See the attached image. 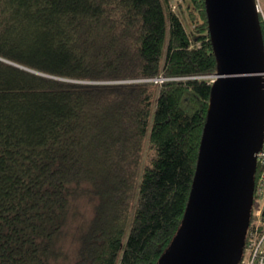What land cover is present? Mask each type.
<instances>
[{
    "label": "trees",
    "instance_id": "trees-1",
    "mask_svg": "<svg viewBox=\"0 0 264 264\" xmlns=\"http://www.w3.org/2000/svg\"><path fill=\"white\" fill-rule=\"evenodd\" d=\"M177 9L0 0V264L158 263L217 69L205 0Z\"/></svg>",
    "mask_w": 264,
    "mask_h": 264
},
{
    "label": "water",
    "instance_id": "water-1",
    "mask_svg": "<svg viewBox=\"0 0 264 264\" xmlns=\"http://www.w3.org/2000/svg\"><path fill=\"white\" fill-rule=\"evenodd\" d=\"M205 11L217 69L186 210L157 264H239L251 217L264 136L256 0H205Z\"/></svg>",
    "mask_w": 264,
    "mask_h": 264
},
{
    "label": "built area",
    "instance_id": "built-area-1",
    "mask_svg": "<svg viewBox=\"0 0 264 264\" xmlns=\"http://www.w3.org/2000/svg\"><path fill=\"white\" fill-rule=\"evenodd\" d=\"M256 8L264 26V10L260 4V0H256ZM163 80L162 78H157L155 81L162 82ZM213 80L214 77L212 78V82ZM256 157L257 178L255 179L254 201L239 264H264V136L262 146L257 152Z\"/></svg>",
    "mask_w": 264,
    "mask_h": 264
},
{
    "label": "rangeland",
    "instance_id": "rangeland-1",
    "mask_svg": "<svg viewBox=\"0 0 264 264\" xmlns=\"http://www.w3.org/2000/svg\"><path fill=\"white\" fill-rule=\"evenodd\" d=\"M182 0H170V3L171 4H174V6H175V10L177 11L178 9H177V3L178 2H181ZM260 4H261V6H262V8H263V10H264V0H260ZM213 77L211 76V79H212ZM164 78H162V80H163ZM160 83V82H159ZM146 154H147V152H145ZM145 154V155H146ZM81 210H83L84 211V207L83 208H81Z\"/></svg>",
    "mask_w": 264,
    "mask_h": 264
}]
</instances>
